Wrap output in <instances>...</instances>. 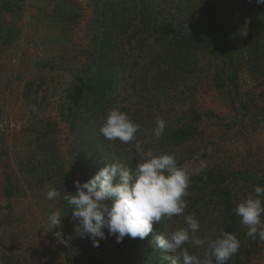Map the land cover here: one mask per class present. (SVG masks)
<instances>
[{
	"label": "rangeland",
	"instance_id": "rangeland-1",
	"mask_svg": "<svg viewBox=\"0 0 264 264\" xmlns=\"http://www.w3.org/2000/svg\"><path fill=\"white\" fill-rule=\"evenodd\" d=\"M141 1L117 0V17L109 12L107 19L101 0H0V264H88L71 259L78 246L83 260L86 250L94 251L89 264H104L103 252L109 264H172L176 253L155 248V236L184 227V217L194 215L200 223L197 235L212 238L206 217L220 200L214 197L216 188L229 190L221 201L236 206L259 179L264 181L261 4L147 0L153 19L171 12L179 32H193L187 42H194V48L179 53L177 39L156 33V22L139 14ZM214 35L238 53L230 68L201 37ZM105 42L115 46L102 70L99 48ZM80 79L90 88L81 85L86 99L98 83L103 92L95 113L96 135L112 108L140 125L136 141L107 140L97 147L91 168L82 139L92 113L86 99L78 98ZM157 118L166 121L159 140L151 135ZM192 124L197 133L189 140L167 145L169 131ZM137 142L143 152L173 154L186 167L191 185L184 215L154 223L150 245L139 239L133 247V238L117 243L115 236H107L94 247L76 233L78 220L72 219L63 195L76 191V180L87 181L109 163L134 169ZM51 189L61 196L47 199ZM190 191H198L202 200L197 203ZM56 210L65 216L61 227L67 245L48 225ZM242 239L247 245L240 246L232 262L248 252L256 255L250 264H264V241L259 239L258 247L255 239ZM185 247L201 259L205 254V247Z\"/></svg>",
	"mask_w": 264,
	"mask_h": 264
},
{
	"label": "clouds",
	"instance_id": "clouds-1",
	"mask_svg": "<svg viewBox=\"0 0 264 264\" xmlns=\"http://www.w3.org/2000/svg\"><path fill=\"white\" fill-rule=\"evenodd\" d=\"M264 4V0H257ZM166 130V121L157 118L151 135L159 140ZM140 125L119 108H112L101 119L99 132L108 141L129 143L137 140ZM139 163L133 169L122 163L112 162L101 168L94 176L81 183L75 181L76 191L63 195L71 207L73 220H78L75 231L81 237H88L94 247L107 236H115L120 243L126 236L144 240L153 231V224L184 215L187 207L185 197L191 185L190 174L185 166L179 165L170 153L156 155L143 152L139 142L135 145ZM55 189L47 192V199L60 197ZM240 223L248 231L247 236L264 241V186L256 185L254 194L240 201L235 208ZM59 210L48 217L50 231L59 243L69 244L63 235ZM185 226L165 235L154 237L155 248L176 253L172 264H228L238 252L240 240L235 233L224 231L216 238H201L198 218L184 217ZM107 230V233L105 232ZM205 247L203 258L190 254L185 245Z\"/></svg>",
	"mask_w": 264,
	"mask_h": 264
},
{
	"label": "trees",
	"instance_id": "trees-1",
	"mask_svg": "<svg viewBox=\"0 0 264 264\" xmlns=\"http://www.w3.org/2000/svg\"><path fill=\"white\" fill-rule=\"evenodd\" d=\"M100 0H97V2ZM102 2V8H103V12H105V17L107 19H111L108 18V14L109 12L112 13L113 19H115L117 17V12L119 11V5L117 6V0H101ZM165 3H167V0H165ZM120 4V3H119ZM141 8L139 10V14L141 16H144L146 18H149V21H155L157 24V28H156V33H159L161 36L163 37H168L171 36L175 39L178 40V48L177 51L180 53L182 51V53H187V51L190 48H194V42L188 44V40L189 37H191V34L193 33L190 30H185L182 33L179 32V30L177 29L176 25H175V21L171 20L169 18V15H171V12H167L165 15L162 16V18H156L153 19L152 17V12H151V6L147 3V0H142L141 1ZM262 7V14L259 15V27H260V31L264 32V4H261ZM118 10V11H117ZM138 13V12H137ZM110 32V30L108 31ZM203 37V41L205 42L207 48L213 50V52L215 53H219L222 58L224 59V61L226 62L228 68H230L229 64H233L234 60L233 58L236 56L237 60H238V53H233L232 50H228V44L225 43V45H223L221 43V41L219 40V38L217 36H213V38H210L209 36H201ZM112 46H115L114 44L111 43ZM112 46H110L108 44V42L103 43L102 47L99 48V57L101 59V61L103 62V68L102 70L106 69L107 67V61L109 59L108 56V52L110 50H112ZM100 68L98 69V76L100 75ZM94 76H96V73L94 74ZM99 79L96 78V81H98ZM232 80V79H231ZM230 80V81H231ZM80 85H78L76 87V92L78 93V98H81V100L83 101V99H86L85 97H83V88L82 86L87 87L88 89H90L87 85L85 80H81L80 79ZM90 82H92V80H90ZM231 84L233 86H236V83H232ZM82 85V86H81ZM92 97L90 98V96H87V99H90L89 101L86 99V106L88 108H86V110L90 111L92 114L89 116L88 118V122L86 123V132L84 134V138L83 140V144H85L86 149L88 150L87 153V163L89 165V168H91L94 164V161L96 160V151H97V147L99 146H106L107 144V140L103 138V136L101 135H96L95 132V123L97 122V118L95 116V113H97V110L99 108L100 102L102 101V96H103V92L102 89L100 87V84L98 83L96 89L92 92ZM98 127V126H97ZM197 133V126L196 125H189L187 127V125L180 127L176 130H172L169 131V136L167 138L168 144L167 145H173V144H178L181 143V141H187L189 140L194 134ZM100 161V159L98 160ZM88 168L87 166L84 167ZM91 173L90 170L88 172V174ZM249 178L251 179H255V176L253 174H249ZM261 186H264V181L259 179V184ZM218 189V194L214 195V197L220 199L219 202L216 203L215 206H212L208 209V214H207V222L206 224V228L210 229V231L212 232L210 235H212V238H216L218 236L221 235L222 232L224 231H228V232H232L235 233L238 238L240 239L241 236H245V239H247L246 233L248 231V229L243 226L240 223V218L236 215L235 213V205H226L223 204V202L221 201V199H225L228 194H229V190H224V187H219L216 188ZM193 192L190 191V194H192ZM198 191L196 192V194H192L194 195V197L192 199H194L197 203L199 200H202L203 196L197 195ZM254 194V189L252 190V193H250V195ZM189 197V196H188ZM244 231V233H243ZM209 235V236H210ZM139 240V238H135L132 239V244L133 247H136L137 245V241ZM149 240V236L147 238H145V241H147V243L150 245V241ZM243 241L240 242V246L242 247L243 245H247V241L242 239ZM246 241V243H245ZM90 243L91 240H90ZM253 245H258L259 247V238L257 236V238L255 239V242ZM93 253L94 251H87L86 250V257L88 259L83 260L82 259V255L83 252L81 251L80 247L78 246L75 250V253H73V257L71 258L72 260H74V262L77 263H81V262H88L91 263L92 262V258H93ZM255 253V252H254ZM248 252H246L245 254L241 253V257L237 258L235 262H232V258L230 259V261L228 262V264H250L251 260L253 259V257H256V255H252V256H247ZM103 260H104V264H109V260L107 261L106 259H108V254L106 252H103L101 254ZM103 261L101 260L100 264ZM9 264H11L9 262ZM179 264H183V259H181V262H179Z\"/></svg>",
	"mask_w": 264,
	"mask_h": 264
}]
</instances>
